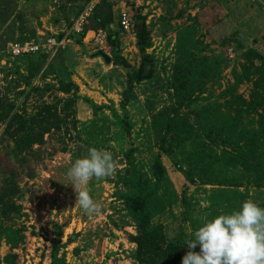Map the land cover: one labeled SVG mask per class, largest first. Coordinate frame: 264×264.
<instances>
[{"label":"rangeland","instance_id":"374dc122","mask_svg":"<svg viewBox=\"0 0 264 264\" xmlns=\"http://www.w3.org/2000/svg\"><path fill=\"white\" fill-rule=\"evenodd\" d=\"M97 1L0 0V114L10 110L0 120V189H17L20 210L6 225L22 237L1 241L0 264H50L58 230L60 264H138L135 200L150 228L185 251L203 219L246 199L264 207V0H100L114 42L99 46L89 33L79 43L73 33L53 56L11 57L15 43L66 36ZM133 7L152 75L129 85L141 55L118 20ZM89 147L117 164L87 185L101 208L92 215L65 175Z\"/></svg>","mask_w":264,"mask_h":264},{"label":"clouds","instance_id":"9594fccd","mask_svg":"<svg viewBox=\"0 0 264 264\" xmlns=\"http://www.w3.org/2000/svg\"><path fill=\"white\" fill-rule=\"evenodd\" d=\"M116 168L112 153L95 147L71 161L65 175L84 214L101 211L89 194V181L111 176ZM185 245L180 264H264V207L246 199L235 210L205 218Z\"/></svg>","mask_w":264,"mask_h":264},{"label":"trees","instance_id":"16d2710c","mask_svg":"<svg viewBox=\"0 0 264 264\" xmlns=\"http://www.w3.org/2000/svg\"><path fill=\"white\" fill-rule=\"evenodd\" d=\"M103 4L104 2L102 1L95 5L91 15L88 18V26L79 36H74L76 42L80 43L81 39L86 34V31L89 30H101L105 33L106 42H114L115 35L109 29V24L112 21L111 14L104 10ZM132 9L134 11L131 15V21L133 32L136 37V46L138 48L139 54L141 55V63L135 72L127 75L126 82L129 85L147 80L152 75L151 59L145 52L148 38L146 26L144 20L140 16V9H134V7ZM37 55L47 57L46 54H43L41 52L24 55L22 57H32ZM262 61L264 62V58L262 59ZM61 87L63 88L64 86ZM9 115L10 110L7 111V113L4 111L1 112L0 120H3L4 117H8ZM50 117V113L46 111L44 113L45 121ZM11 123L16 125L17 128L12 133L13 136H17L23 131L24 128L20 116L14 114L12 116ZM123 127L126 132L129 131V126L126 121L123 122ZM34 130L35 129L31 130L32 134ZM36 134L38 135V133ZM34 142L35 140L31 138L25 141L27 147H30L32 144H34ZM16 194L17 189L14 184L10 182H6L5 185L0 189V243L4 239L6 243L11 246H14L16 243L21 241L22 238L20 235L21 231L19 229H13L11 226L6 225V222L20 210V207L16 206L12 201ZM130 208L137 220V235L132 238L133 242L137 246V250L135 253L136 262L138 264H180L181 257L188 250L185 251L175 244L167 243L164 238L161 226L150 228L149 217L142 200L132 201L130 203ZM55 236L56 246H54V248L52 249V253L50 255V264H60V260L57 258V243L62 237L61 230L55 231ZM71 241L72 239L69 238L68 242L70 243ZM193 250L198 251V248Z\"/></svg>","mask_w":264,"mask_h":264},{"label":"built area","instance_id":"2783aa9c","mask_svg":"<svg viewBox=\"0 0 264 264\" xmlns=\"http://www.w3.org/2000/svg\"><path fill=\"white\" fill-rule=\"evenodd\" d=\"M100 0L97 1V3ZM96 3V4H97ZM95 3L89 2L83 12L74 20L72 26L70 28L69 33L66 36H52L47 35L46 39L43 42H33V41H26L22 43H15L11 45L9 49V53L11 57L18 58L24 55L35 54L41 52L46 54L47 56H53L54 54L58 53L59 49H63L66 42L69 43L67 37L70 34H77L80 35L85 28L88 26V18L94 9ZM118 25L124 33H129L133 31L131 17L126 14L125 12H121L119 15ZM88 31H86L87 34ZM106 36L105 33L101 30L92 31L91 40L93 43L101 46L102 43H106L105 40Z\"/></svg>","mask_w":264,"mask_h":264},{"label":"crops","instance_id":"0c3cea01","mask_svg":"<svg viewBox=\"0 0 264 264\" xmlns=\"http://www.w3.org/2000/svg\"><path fill=\"white\" fill-rule=\"evenodd\" d=\"M89 33L92 34V31H88L86 35H88Z\"/></svg>","mask_w":264,"mask_h":264}]
</instances>
